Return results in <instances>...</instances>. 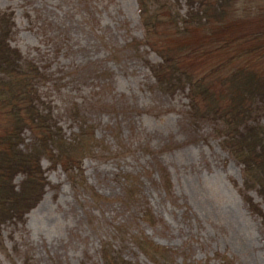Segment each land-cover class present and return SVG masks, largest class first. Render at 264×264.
I'll use <instances>...</instances> for the list:
<instances>
[{
	"label": "rangeland",
	"instance_id": "374dc122",
	"mask_svg": "<svg viewBox=\"0 0 264 264\" xmlns=\"http://www.w3.org/2000/svg\"><path fill=\"white\" fill-rule=\"evenodd\" d=\"M4 11L11 45L44 75L38 103L69 139L93 129L95 148L82 175L42 159L45 193L1 227L0 264H104L105 243L127 264H264L249 203L264 212L263 198L217 122L191 119L187 90L157 86L150 64L162 58L146 45L138 0H0ZM142 238L169 252L150 257Z\"/></svg>",
	"mask_w": 264,
	"mask_h": 264
},
{
	"label": "trees",
	"instance_id": "16d2710c",
	"mask_svg": "<svg viewBox=\"0 0 264 264\" xmlns=\"http://www.w3.org/2000/svg\"><path fill=\"white\" fill-rule=\"evenodd\" d=\"M176 1L138 0L146 45L162 58L150 64L157 86L187 90L191 119L217 122L223 145L244 165V181L264 201V0H184L185 13ZM13 28V16L0 12V232L5 223L24 221L42 199L43 158L82 175V161L95 148L93 129L83 125L69 139L38 103L35 85L44 75L11 45ZM26 131L32 141L24 148ZM18 174L25 177L20 188ZM249 203L264 223L262 208ZM138 245L152 258L169 252L147 238ZM102 254L104 264H127L107 243Z\"/></svg>",
	"mask_w": 264,
	"mask_h": 264
}]
</instances>
